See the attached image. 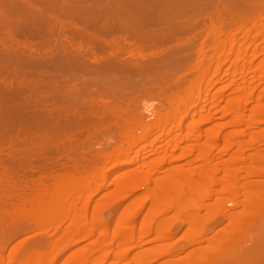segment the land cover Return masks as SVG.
Returning <instances> with one entry per match:
<instances>
[{
	"label": "bare ground",
	"instance_id": "obj_1",
	"mask_svg": "<svg viewBox=\"0 0 264 264\" xmlns=\"http://www.w3.org/2000/svg\"><path fill=\"white\" fill-rule=\"evenodd\" d=\"M97 1L102 0H0V264H53L65 249L91 239L99 230L96 222L105 220L91 216L87 227L86 203L104 189L108 170L127 164L133 166L110 179V191L91 210L94 215L121 200L130 202L114 217L116 229L108 238L119 239L120 254L129 258L125 264H264V150L256 151L257 142L263 141L252 131L264 122V105L256 104L254 115L244 118L256 66L261 68L258 79L264 78V52L254 44L256 38L264 40V0H155L158 10L150 5L153 13L134 8L138 3L131 6L137 12L130 13L126 5V11L119 9L121 0L112 3L118 8L108 6L110 0H103L108 5L100 3L101 8ZM72 39L99 40L96 48L105 52L95 54L93 45L83 48L85 40L74 44ZM229 71L244 80L241 91V85L234 89L229 83V89L220 86L223 93L209 100L212 79H206ZM95 83L100 90L90 87ZM230 89L243 92L221 108L225 94L233 93ZM203 94L219 105L210 110L211 116L222 111V117L232 119L218 129L207 127V148L200 150L196 143L206 131L202 124L210 121L195 100ZM142 97L152 98L156 106L153 101L152 109L140 106ZM240 125L253 128L250 140H242V132L240 140L237 133L225 131ZM175 129L178 137H172ZM183 134L187 149L179 141ZM163 136L166 149L160 145ZM250 150L255 155L245 157ZM228 152L232 159H222L214 169L199 168V173L184 161L165 180L155 174L169 155L175 160L191 156L200 166L212 154ZM144 156L149 158L140 166ZM231 163L238 167L231 168ZM141 177L148 187L138 194L133 183ZM217 194L220 198L214 199ZM228 204L240 205V211ZM56 206L61 207L57 215L52 213ZM66 220L74 240L60 239L62 251L41 259L50 241L43 235H51ZM220 221L224 223L212 235H205ZM175 227L182 232L174 238ZM247 230L254 240L243 247ZM19 234L25 237L12 243L6 255L7 242ZM103 240L90 243L86 249L96 245L99 252L92 251L91 258L90 252V260L78 264L108 260L110 242Z\"/></svg>",
	"mask_w": 264,
	"mask_h": 264
},
{
	"label": "rangeland",
	"instance_id": "obj_2",
	"mask_svg": "<svg viewBox=\"0 0 264 264\" xmlns=\"http://www.w3.org/2000/svg\"><path fill=\"white\" fill-rule=\"evenodd\" d=\"M103 1V0H102ZM102 1H100V2H98L97 4H95V5H97L98 6V4L100 5V3H101V5L103 4V8H104V6H107L108 5V3H109V5L108 6H110L112 3H114V2H116L115 0H110V1H108V3H107V1H104L103 3H102ZM121 1H123V2H121ZM121 1H118L117 3H120V4H123V5H120V4H117V5H119L120 6V8L119 9H122L121 7H123V10H124V6H125V8H126V10L128 11L130 8H131V6H132V8L134 7V5H133V3L135 4V3H138L137 4V6H136V4H135V7L134 8H136V7H138L137 9H140L139 11H141V10H143L144 12L145 11H147V10H149L151 13H153L152 11H151V9H152V7H150V5H152V6H155V5H153V3H154V1L155 0H138V2H135V0H130V2H128V0H121ZM134 1V2H133ZM158 2H159V0H157ZM164 1V0H163ZM168 1V0H167ZM132 2V3H131ZM153 2V3H152ZM162 2V1H161ZM160 2V4H162ZM166 2V1H165ZM107 3V4H106ZM157 3V2H156ZM168 3H171V2H168ZM87 4V3H86ZM90 4V3H89ZM88 4V5H89ZM116 4H114L115 5V7H119V6H117ZM101 5H100V7H101ZM113 5V4H112ZM113 5V6H114ZM139 5V6H138ZM163 5V4H162ZM166 5V4H165ZM169 6V5H168ZM130 7V8H129ZM156 7V6H155ZM167 7V6H166ZM102 8V7H101ZM127 8H129V9H127ZM132 8H131V11H130V13H136L137 11H134V12H132L133 10H132ZM151 8V9H150ZM156 9L158 10V6L156 7ZM165 9V8H164ZM164 9H162V10H164ZM126 10H124V11H126ZM155 10V9H154ZM153 10V11H154ZM148 11V12H149ZM156 11V10H155ZM157 12H159V11H157ZM146 13V12H145ZM156 13V12H155ZM143 15H145V14H143ZM251 36H253V34L251 35ZM32 38H28V40L29 41H31L32 43H34L35 45L36 44H38V43H40V41L38 40V39H32V40H34V41H32L31 40ZM1 40V39H0ZM76 39H72V42L74 43V44H77L78 43V41H79V43H81L80 41L82 40H85V39H77L76 41H75ZM87 40H91V39H86L85 41H83V43H81V46L84 48L85 46H87V45H89L90 47H91V45H93V49L94 48H96V46L98 47V45H101V43H99V40H92V41H87ZM261 39L260 38H256V40H255V42H254V44L256 43V44H258L257 45V48L259 49V53H260V50L262 51L263 50V52H264V49H262V48H264V40H262L261 42ZM102 41V40H101ZM100 41V42H101ZM257 41V42H256ZM260 43V44H259ZM87 44V45H86ZM91 44V45H90ZM95 46V47H94ZM97 50H95L96 52H95V54H97V52L98 51H101V52H103L102 51V49H98V48H96ZM252 51V49L250 50V52ZM90 52H91V50H90ZM101 52H98L99 53V55H101ZM105 52V51H104ZM103 52V53H104ZM92 53V52H91ZM102 53V54H103ZM98 55V56H99ZM263 55H264V53H263ZM263 55L261 54L260 55V57H261V59L263 58ZM87 56H89V54H87ZM97 56V57H98ZM249 56H251V55H249ZM90 57V56H89ZM254 65H252L253 67H251V69H253L255 66H256V64H257V62L255 61L254 63H253ZM254 70V69H253ZM256 73L255 72H253L252 70V72L251 73H253V75H251L250 76V80H251V85H250V95H249V99H248V103L246 104V109L244 110V113H245V116L246 117H244V118H250V117H252L253 115H254V112H255V110H256V106L257 105H264V78H263V81H260L259 79H258V77H257V75H259V73H260V70H261V68L260 69H258V67L256 66ZM257 70H258V72H257ZM255 76H256V78H255ZM232 77V78H231ZM209 79L211 80L212 79V83L209 85V91L211 90V92L209 93V95H208V98H209V100H210V98H211V100H213V98L215 97L214 95H217L216 93L219 91L220 92V94H222L223 92H221L220 90H223V88L222 87H220V86H223V85H225V90H227V89H229L230 87L231 88H233L234 87V89H236L235 87H237V86H240L241 84H243V82L242 81H244L243 79H238V78H235V77H233L232 76V73H231V71H229L228 72V74H225V76L223 75V76H221V77H219V78H210V77H208L206 80H208L209 81ZM214 79V80H213ZM218 79V80H217ZM238 79V80H237ZM205 80V81H206ZM216 80V81H215ZM232 80H233V82H232ZM234 80H236V81H234ZM242 80V81H241ZM254 80V81H253ZM259 80V81H258ZM214 82V83H213ZM235 82V83H234ZM229 83L231 84L230 86H229ZM238 83H240V84H238ZM227 84H228V86H229V88H227L228 86H227ZM80 86V83L78 82V84H77V86ZM233 85V86H232ZM237 85V86H236ZM100 86V87H99ZM90 87H95V89H99L100 90V88H101V85L100 84H98V86H97V84L95 83V84H93V85H91ZM218 87H220V89L218 88ZM241 87H242V85L240 86V91H241ZM218 88V89H217ZM239 87H237V89H238ZM90 90H92V88H90ZM215 90V91H214ZM230 90H233V89H230ZM262 90H263V92H262ZM96 91V90H95ZM94 91V92H95ZM251 91H253L252 93H251ZM97 92V91H96ZM213 92V93H212ZM225 92V91H224ZM243 92V91H242ZM242 92H238V91H236L235 90V93H234V90H233V93H232V91H231V93L233 94H231L230 92H227V93H229V94H227L226 92V94H225V96L227 95V97L225 98V97H223L222 99H224L225 98V101H223V102H217V103H219V104H221L222 106H220L221 108L225 105V103L228 101V98L229 99H231V98H239L240 97V93H242ZM220 94H218V95H220ZM244 94H248L247 92H244ZM261 94V95H260ZM229 95V96H228ZM203 97H201V98H203V99H195L197 102H199V103H197V104H200L201 106H199V107H201L202 109H206V111L205 112H207L206 114H205V112L203 113V112H201V114L202 115H206V118L207 119H210V121L209 122H205L204 124H202V127L204 126V129L206 130V128L207 127H210V128H207V129H211V128H213V129H218L219 127H221L222 125H224V124H226L225 123V121H229V120H231L232 119V116L231 115H229V116H221V115H224V113L222 112V111H220V113H217L216 115H214V116H211L210 115V110L211 109H216L217 107H219V105L217 104H215V102H209L207 99L205 100L204 98H206V94H205V96H204V94L202 95ZM239 96V97H238ZM245 97H246V95H244ZM243 96V97H244ZM247 97H248V95H247ZM261 97V98H260ZM146 98V99H145ZM242 98V97H241ZM240 99V98H239ZM203 100H205V101H207L206 103L203 101ZM232 100V99H231ZM152 101H153V99L152 98H150V97H142V98H140L139 99V102H141L142 104H140V103H138L137 105H139L140 104V106H146V105H148L149 106V108H151V107H153V105L155 104V101H153V103L154 104H152ZM230 101V100H229ZM228 101V102H229ZM14 102L15 101H12V105L13 106H15V104H14ZM16 104H17V102H15ZM144 103V104H143ZM205 105H204V104ZM209 103H211V104H209ZM259 103V104H258ZM207 104V105H206ZM214 104L216 105V107L214 106ZM228 104V103H227ZM257 104V105H256ZM9 105L11 106V102H9ZM8 105V106H9ZM142 106V107H143ZM155 106H156V104H155ZM215 107V108H214ZM140 108V107H139ZM192 108V107H191ZM263 108H264V106H263ZM142 109V108H141ZM152 109V108H151ZM204 109V110H205ZM194 112H195V109H192V111H191V113L194 115ZM223 113V114H222ZM192 115V116H193ZM201 115V116H202ZM188 117V118H186V121L185 122H187V120H189V121H192L194 118L193 117ZM203 116V117H204ZM219 116V117H218ZM225 117V118H224ZM231 118V119H229L228 120V118ZM223 121V122H222ZM264 121V120H263ZM128 124H129V122H128ZM243 125V124H242ZM242 125H240L241 127H230V129H229V127L226 129L225 128V131L226 132H235V134L237 133V135L239 134V133H243V136L240 134V136L242 137L241 139L242 140H250L251 139V135L250 134H252V131H254V133L253 134H256V136H255V138L257 139H259L260 137V140H262L263 142H261V141H259V142H257V144H256V146H257V148L258 149H256V151L257 150H264V122H262V123H259V124H257V126H255L254 127V130H252L253 128H251V130H249L245 125L244 126H242ZM212 126H214V127H212ZM259 126V127H258ZM222 127H224V126H222ZM190 130H192V128L190 129ZM194 130V129H193ZM212 130V129H211ZM229 130V131H228ZM249 130V131H248ZM224 131V132H225ZM244 131V132H243ZM175 132H176V129L175 130H173L172 132H171V134H172V137L175 135H180V132L178 131V132H176V134H175ZM206 133L207 132V130L206 131H203L202 133ZM239 132V133H238ZM205 133L204 134H202L203 135V137H202V139L200 140V142H197L196 143V146H197V144H198V148L200 149V150H202V149H204V148H207L206 147V140H207V138H206V136H205ZM244 133H245V135H244ZM253 134H252V136H253ZM174 136V137H175ZM183 136H184V134L183 135H181V137H182V139L181 138H179V141L181 142L180 144L182 145V146H184L185 147V149H187L186 147L188 146V148L190 147L189 146V144H188V142L187 141H183L184 139H183ZM240 136L238 135V137H239V139H240ZM259 136V137H258ZM176 137H178V136H176ZM163 139H165V142H163L164 140ZM240 139V140H241ZM166 142H167V140H166V137L165 136H163V138H162V143L160 144L161 145V148L162 149H166L167 148V146H166ZM184 142V143H183ZM259 143V144H258ZM156 147V146H155ZM154 147V149L156 150L157 149V147L155 148ZM197 149V148H196ZM210 149V148H209ZM208 149V150H209ZM154 150V151H155ZM198 150V149H197ZM199 150V151H200ZM213 151H214V149H212ZM213 151H211V152H213ZM256 152V151H254V150H250V152L248 151V154H245L244 156L245 157H247V156H249V157H253L254 155H255V153H254V155H253V153L252 152ZM258 152V151H257ZM262 152V151H261ZM216 153V152H215ZM143 155H145V154H143ZM213 156V157H212ZM212 156L210 155V157H212V158H209L208 160H206V159H204V160H202V163H201V165L200 166H198V165H195V163L193 162L192 163V158H191V156H187V157H185L184 159L183 158H177V160H175L174 158L175 157H171L170 155L168 156V158H167V156H166V159H165V163L163 164V166L162 167H160V169L158 170V172H156L155 174H156V176L158 175V176H160V180H165V179H167V177L170 175V173L176 168V165L177 166H183L184 165V163L186 162V164L184 165L186 168H191L190 167V165L192 164V167L194 166V168L193 169H197V171H199V168H203V170H204V168L206 169V168H208V167H210L211 165H212V169H214V167L217 165L216 163H218L219 161H221L222 159H232L231 157H232V154L230 153V152H228V153H226V154H223L222 156H220V155H214V154H212ZM189 157V158H188ZM256 157V156H255ZM147 158H149V157H147ZM147 158H145V156L142 158V160H141V163H140V166H144L145 165V163L147 162ZM172 158H173V160H172ZM191 158V159H190ZM194 158V157H193ZM152 160H153V158H152ZM189 160H191L190 162H189ZM230 160H228V162H230ZM185 161V162H184ZM227 161V160H226ZM189 162V163H188ZM223 162H225V161H223ZM180 164H182V165H180ZM194 164V165H193ZM197 164H199V163H197ZM216 164V165H215ZM213 165H214V167H213ZM133 165H125V166H115V167H113V168H111L110 170H108V172H107V174H109V175H105L106 177H105V182H106V184H105V186H106V189H105V186H104V189H102V191L100 190V193L98 192L97 194H95V195H92V196H90V198L89 199H91V200H88V201H90L89 203H86L87 205H86V209H87V213H91L89 216H88V218H87V216H86V220H84L85 218H83V221H85L86 222V225H87V223L89 224V225H87V227H89L90 226V222H92V217L91 216H101V217H103L104 218V220L105 221H101V223L100 222H96V228H95V230H97V229H99V230H97L98 232H100L99 233V235H98V232L97 231H94V235L92 236V238L91 239H88L87 238V240L86 239H84V241L83 240H81L79 243H77V244H75V245H73V246H71V247H69V248H67V249H65V252H63L62 250H61V248H62V245L64 244H62L61 246L58 244V243H60V242H58V241H62V240H60V239H63V241L62 242H72L74 239V237L72 236V235H69L68 233H67V225H68V223L70 222V220H66L67 222L65 223V221L61 224V225H59V227H57L56 229L57 230H53V231H55V232H52L51 231V235H43V238H45L46 240H50V241H46V244H44L45 246H43L44 247V250H43V253L44 252H46V253H42L41 255H42V257L41 256H39L41 259H46V261L49 259V256H50V258H52L51 257V255L52 254H56V253H58V252H60V251H62V253H60L57 257H54V260H53V262L54 263H56V264H67V262L69 261V262H71V263H69V264H78L79 263V260L80 259H83V260H90V259H88L89 257L91 258V255L93 254V252H99V249L96 251V245L95 244H93V245H95V246H93V249H92V247H90L91 246V244L90 243H96L95 241H102L104 238L105 239H107V240H109V242H110V239H108V238H110L111 237V234L110 233H112L113 231L115 232V230L114 229H116V225L114 226V224H116L115 223V220H114V217L118 214V213H121V210H124V208H126L127 206H125L126 204L128 205L129 203H128V201L127 200H125V201H127V202H125L124 200L122 201H119V202H117V203H115V205H113V206H111V210L109 209V208H107V211H105L106 210V208L105 209H102L101 211H95L94 212V215H92V211L91 210H93L92 208H93V205H94V202H96V201H98L101 197H103L102 195H106L107 194V192H109L110 190H108V186L109 185H111L112 183H110L111 182V180L110 179H112V178H114V177H117L119 174H121V175H125V171H127L128 169L127 168H130V167H132ZM197 166V167H196ZM231 168H237L238 166L236 165V164H232L231 163V165H229ZM125 167V168H124ZM196 167V168H195ZM138 168V167H137ZM124 169V170H123ZM200 169V171H199V173L201 172V171H203V170H201ZM209 169V168H208ZM112 170V171H111ZM123 170V171H122ZM125 172V173H124ZM174 172V171H173ZM172 172V173H173ZM171 173V174H172ZM197 174H199L198 172H196ZM167 174H169V175H167ZM164 175H167V176H164ZM157 176V177H158ZM107 178V179H106ZM127 178V177H126ZM158 178H157V180H159ZM264 179V178H263ZM126 180V182H128L129 184L128 185H130V183H131V185H133L134 184V186L135 187H138V189L136 190V193H142V192H145V190L147 191V185L148 184H146V179L145 178H139V179H136V180H134V183L132 184V182H130V181H132V180H129V179H125ZM129 180V181H128ZM150 181H148V183H149ZM109 183V184H108ZM150 186H152V184L150 185ZM112 187V185L111 186H109V189ZM153 188V187H152ZM264 188V187H263ZM262 188V189H263ZM214 189H219V187L218 186H216V187H214ZM264 191V190H263ZM263 191H261V192H263ZM264 193V192H263ZM99 194V195H98ZM219 194V193H218ZM217 194V196L214 198V199H217V198H220L219 197V195L221 196V193L218 195ZM222 195H223V193H222ZM221 198H224V195L221 197ZM96 199V200H95ZM98 199V200H97ZM261 201H260V204H261V202L264 204V200L263 199H260ZM263 200V201H262ZM214 201V200H213ZM92 204V205H91ZM60 206V205H59ZM125 206V207H124ZM231 206V209H233L232 211H234V212H238V211H240V210H238L237 211V209H239L241 206L240 205H238V206H232L231 204H228V207H230ZM234 207V208H233ZM61 208V207H60ZM59 207H57L56 206V209L55 210H53L52 211V213L53 214H55V215H57V214H59L60 212V210H58V209H60ZM109 209V210H108ZM57 210V211H56ZM236 210V211H235ZM84 211H85V209H84ZM91 211V212H90ZM241 211H242V208H241ZM86 212V211H85ZM101 214V215H100ZM258 217V216H257ZM262 218V217H261ZM254 219H256V218H254ZM222 220H223V218H222ZM257 220V221H256ZM256 220H254L256 223L258 222V219H256ZM262 220V219H261ZM69 221V222H68ZM94 221V220H93ZM225 221V220H224ZM224 221H220L219 223H217V224H215V225H213L211 228V230H210V232H208V233H205V235H212L214 232H215V229L216 228H218V227H220V225H222L223 223H224ZM253 221V223H252V221H251V223L250 224H255V222ZM259 221H260V219H259ZM127 223V221H124V223ZM262 222H264V218H263V221H261V223ZM101 224V226L100 225H98V224ZM123 223V224H124ZM124 224L125 226L126 225H128V224ZM261 223L259 222V224L261 225ZM66 224V225H65ZM92 224V223H91ZM258 224V223H257ZM264 224V223H263ZM65 225V226H64ZM256 225V224H255ZM99 226V228H97ZM62 227V228H61ZM63 227H64V229H63ZM106 227H108L109 229H107L106 230ZM252 227V226H251ZM250 227V228H251ZM66 228V229H65ZM178 229H180V228H178L177 227V229H176V227L174 228V232H176V234L174 235V238L176 237V236H179V234H181V232H182V230H178ZM254 229V228H253ZM63 230V231H62ZM102 230V231H101ZM175 230H178V231H175ZM66 231V232H65ZM107 231H109V233L107 232ZM110 231H112V232H110ZM248 231V230H247ZM250 231V230H249ZM249 231H248V235H249V238L247 239V237H245V235L243 236V238H242V240L243 241H245L244 239L246 238L247 240H246V242H244L243 243V247L245 246V243H246V246L247 245H251L252 244V242L250 241V240H254L253 238H254V236H253V238L251 237L253 234H254V232L256 233V231H252V229H251V231H252V233L250 232L249 233ZM65 232V233H64ZM108 233L109 234V236H108V234H107V236L105 237V235L106 234H103V233ZM96 233V234H95ZM178 233V234H177ZM247 233V232H246ZM34 234V233H33ZM32 234V235H33ZM52 234H54V235H52ZM60 234V235H59ZM113 234V233H112ZM27 235V237H29V235H31L30 233H29V235L28 234H26ZM31 235V236H32ZM59 235V236H58ZM98 235V236H97ZM101 235V236H100ZM251 235V236H250ZM256 235H257V233H256ZM22 236H24L25 237V235H23V234H19V235H16V236H14L13 238H11L8 242H7V248H6V250H4L5 251V254L7 255L8 253H9V250H10V247H13L12 245L13 244H15V242H17L19 239L18 238H22ZM37 236V235H36ZM45 236V237H44ZM46 236L48 237V238H46ZM52 236V237H51ZM55 236V237H54ZM57 236L59 237V238H57ZM61 236V237H60ZM66 236V237H65ZM72 236V237H71ZM32 237H34V236H32ZM31 237V238H32ZM54 237V238H53ZM91 237V236H90ZM89 237V238H90ZM98 239H97V238ZM103 237V238H102ZM251 237V238H250ZM256 237V236H255ZM93 238H95L94 240H92ZM101 238V239H100ZM18 239V240H17ZM36 239V238H35ZM55 239V240H54ZM57 239V240H56ZM32 240V239H31ZM34 240V239H33ZM53 240V241H52ZM68 240V241H67ZM28 241H29V243L31 244L32 242H30V240H29V238H28ZM88 241V242H87ZM92 241V242H91ZM94 241V242H93ZM118 241H119V239L118 240H116V239H114L113 241H111L110 242V244H109V246L108 247H110V250H108V252H109V258H107L108 260H106L103 264H110L111 262L112 263H114L113 261H115L116 259H120V260H116V261H118V263L115 261V263L114 264H125V262H126V259L127 258H125V260L123 259L124 257H122V255L120 254V251L119 250H121V247H120V245H119V243H118ZM56 242V244L54 245V243ZM103 242L105 243L106 242V240H103ZM114 242V243H113ZM13 243V244H12ZM107 243V242H106ZM151 243V242H150ZM149 243V244H150ZM98 244H99V242H98ZM118 244V245H117ZM149 244H144V246L145 245H149ZM48 245V246H47ZM88 245H90L89 247H88V250L86 249L87 248V246ZM117 245V246H116ZM57 246V247H56ZM46 247V248H45ZM54 247V248H53ZM55 247H56V250H55ZM60 249H59V248ZM97 247H99L98 245H97ZM107 247V248H108ZM120 247V248H119ZM89 248H91L92 250H90ZM95 248V249H94ZM189 247H185L184 248V250H186V249H188ZM46 249V250H45ZM52 249V250H51ZM87 251H86V250ZM113 249V250H112ZM139 249H140V247H138V249L137 248H134L133 249V251H132V253H131V256L132 255H134L133 253H136L137 251H139ZM190 249V248H189ZM188 249V250H189ZM49 250H51L50 252H49ZM58 250V251H57ZM64 250V249H63ZM74 250V251H73ZM76 250V251H75ZM83 250V251H82ZM90 250V251H89ZM3 251V252H4ZM72 251V252H71ZM89 251V252H88ZM93 251V252H92ZM119 251V252H118ZM90 252H92L91 254H90ZM65 253V254H64ZM85 253V254H84ZM113 253V254H112ZM117 253V254H116ZM118 253H119V255H118ZM180 253H182V252H180ZM48 254H49V256H48ZM51 254V255H50ZM68 254V255H67ZM81 254H82V256L83 257H81ZM84 254V255H83ZM90 254V255H89ZM46 255V256H45ZM69 255H71V256H69ZM88 255H89V257H88ZM121 255V256H120ZM74 256V257H73ZM84 256L86 257V258H84ZM117 256H120V258L119 257H117ZM46 257V258H45ZM47 257H48V259H47ZM78 259H77V258ZM75 258V259H74ZM66 259L68 260L67 262H66ZM77 259V260H76ZM76 260V261H75ZM66 263H65V262ZM121 261V262H120ZM129 262V258L127 259V262L126 263H128ZM53 263V264H54ZM111 263V264H112ZM151 264H156V263H154V262H152Z\"/></svg>",
	"mask_w": 264,
	"mask_h": 264
}]
</instances>
